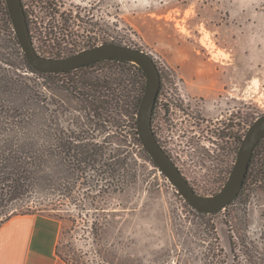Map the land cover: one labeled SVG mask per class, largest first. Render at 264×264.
<instances>
[{
	"label": "rangeland",
	"instance_id": "rangeland-1",
	"mask_svg": "<svg viewBox=\"0 0 264 264\" xmlns=\"http://www.w3.org/2000/svg\"><path fill=\"white\" fill-rule=\"evenodd\" d=\"M31 4L36 9L37 4ZM57 5L55 14L41 7L30 18L34 47L44 56L121 43L142 49L156 65L167 66L164 73L179 81L177 95L183 86L191 93H204L206 101L220 92L226 104L222 114L234 113L239 133L264 113V0H58ZM61 29L65 36L53 45L63 36L58 35ZM48 44L53 45L49 54L39 51ZM0 51H8L5 38ZM188 52L205 69L204 81L185 82L186 71L193 68L187 65ZM225 74L226 82L219 85L216 79ZM41 91L44 100L51 96L47 87ZM134 92L138 97L142 89ZM234 98L235 111L232 103L227 107ZM51 109L65 130L70 125L75 129L72 123L77 118L84 122L74 101L56 103ZM113 130L104 133L115 141ZM221 131L224 138L218 142L224 143V158L215 136L203 126L168 134L181 151L184 176L200 196L219 192L236 158L229 131ZM104 133L96 138L102 139ZM134 158L135 177L122 175L120 182L102 192L78 185L69 197L44 198L47 209L36 213L60 220L56 254L64 263L232 264L231 243L235 249L253 243L264 250V188L245 191L216 213L200 215L155 165ZM18 208L13 211L24 209Z\"/></svg>",
	"mask_w": 264,
	"mask_h": 264
},
{
	"label": "trees",
	"instance_id": "trees-1",
	"mask_svg": "<svg viewBox=\"0 0 264 264\" xmlns=\"http://www.w3.org/2000/svg\"><path fill=\"white\" fill-rule=\"evenodd\" d=\"M64 30L53 45L63 39ZM3 38L8 51H0V225L14 215L47 209L44 198L69 197L78 185L102 192L122 175L135 177L134 156L154 165L137 133L136 113L145 86L138 65L106 58L70 71L37 72L27 63L0 0V42ZM43 86L51 94L46 100ZM138 87L142 93L136 97ZM72 101L84 119L73 121L76 131L71 125L62 128L51 109ZM112 128L115 141L104 133ZM247 128L236 131L237 150ZM255 188H264V135L254 147L238 196ZM19 206L24 209L15 213ZM242 246L235 249L231 243L232 264H264V250L253 243Z\"/></svg>",
	"mask_w": 264,
	"mask_h": 264
},
{
	"label": "water",
	"instance_id": "water-1",
	"mask_svg": "<svg viewBox=\"0 0 264 264\" xmlns=\"http://www.w3.org/2000/svg\"><path fill=\"white\" fill-rule=\"evenodd\" d=\"M10 20L27 63L37 72L55 73L76 69L106 58L137 60L145 75V86L136 113L139 140L155 167L178 189L181 196L199 213H214L223 209L239 194L246 177L255 145L264 135V113L248 126L236 153V158L223 187L207 196L198 195L187 178L159 145L151 127L152 109L160 86V72L153 57L146 51L116 42H105L80 49L62 57H46L35 50L22 0H4ZM204 197V198H203Z\"/></svg>",
	"mask_w": 264,
	"mask_h": 264
},
{
	"label": "flooded vegetation",
	"instance_id": "flooded-vegetation-1",
	"mask_svg": "<svg viewBox=\"0 0 264 264\" xmlns=\"http://www.w3.org/2000/svg\"><path fill=\"white\" fill-rule=\"evenodd\" d=\"M24 11L27 17L29 30L31 31V20L29 16L34 15L33 11L37 9H41V7L46 9V13H50L53 11V14L56 13L58 0H24ZM39 1L44 2V6L38 4ZM36 9H33V4ZM46 46V45H44ZM48 55V56H53ZM64 56V55H63ZM166 70L169 68L166 66ZM166 70H160V86L158 89V93L156 96V100L152 109L151 116V127L152 131L155 134L156 140L163 150L169 155L174 164L178 167V169L182 172V164L183 158L181 156V151L178 152L176 148V144L173 142V139L169 133H174L177 131H181L182 128L191 127V128H199L203 126L207 130V132L213 134L215 139L217 140L218 150L222 153L220 154L223 158L224 156V143L218 142V140H222L224 138V131L228 130V137L230 140V146L234 157L236 156V118L234 113L229 110L228 115L222 114L226 109V104L221 100V93L219 92L216 98H211L206 101L204 93H191L187 87L183 86V92L181 95H177L178 91L175 87L179 86V81L173 77V74L164 73ZM166 74V76H165ZM168 76V78H167ZM179 79V78H178ZM183 80L181 83L183 84ZM185 83V82H184ZM176 90V91H175ZM177 97H181V99H177ZM235 98L230 101L227 105L228 108H231V103L233 104L232 109L235 111ZM199 135L198 131H194ZM212 136V135H211ZM223 136V137H222ZM222 137V138H221ZM194 138V137H193ZM199 140V137H197ZM194 141H191L193 143ZM219 161V159H218ZM180 163V164H179ZM185 166V164H184ZM184 175V173L182 172ZM188 180V179H187Z\"/></svg>",
	"mask_w": 264,
	"mask_h": 264
},
{
	"label": "crops",
	"instance_id": "crops-1",
	"mask_svg": "<svg viewBox=\"0 0 264 264\" xmlns=\"http://www.w3.org/2000/svg\"><path fill=\"white\" fill-rule=\"evenodd\" d=\"M186 56L187 65L191 63L193 68L183 76L185 82L204 81L201 72L205 69L198 67L196 57L190 58L189 52ZM210 74L206 76L212 78ZM222 77L223 80L220 76L216 79L219 85L226 82V74ZM60 229V220L54 216L39 213L12 216L0 225V264H66L56 254Z\"/></svg>",
	"mask_w": 264,
	"mask_h": 264
},
{
	"label": "built area",
	"instance_id": "built-area-1",
	"mask_svg": "<svg viewBox=\"0 0 264 264\" xmlns=\"http://www.w3.org/2000/svg\"><path fill=\"white\" fill-rule=\"evenodd\" d=\"M24 6V5H23ZM31 18V16H29V19ZM31 20V19H30ZM30 33L32 34V30L30 31ZM33 41V40H32ZM34 44V43H33ZM52 46L50 47V45H46V46H42V48L41 49H39V51H41V52H43L44 51V53H46V54H49V51H51L52 50ZM36 49V48H35ZM157 67H158V69H159V71L160 70H166V66L163 68L162 66L160 67V65H157Z\"/></svg>",
	"mask_w": 264,
	"mask_h": 264
},
{
	"label": "bare ground",
	"instance_id": "bare-ground-1",
	"mask_svg": "<svg viewBox=\"0 0 264 264\" xmlns=\"http://www.w3.org/2000/svg\"><path fill=\"white\" fill-rule=\"evenodd\" d=\"M130 61L134 62V63H137V64H140L137 60L135 59H131ZM204 198V197H203ZM205 198H209V197H205Z\"/></svg>",
	"mask_w": 264,
	"mask_h": 264
}]
</instances>
